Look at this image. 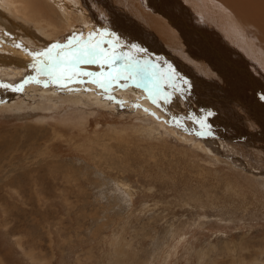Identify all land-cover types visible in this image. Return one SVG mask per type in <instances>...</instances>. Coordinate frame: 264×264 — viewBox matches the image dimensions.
Masks as SVG:
<instances>
[{
  "label": "rangeland",
  "instance_id": "obj_1",
  "mask_svg": "<svg viewBox=\"0 0 264 264\" xmlns=\"http://www.w3.org/2000/svg\"><path fill=\"white\" fill-rule=\"evenodd\" d=\"M80 1L88 15L103 11L112 33L73 31L62 46L99 44L109 59L75 71L104 76L54 82L39 70L43 57L19 60L18 77L0 74V264H264V120L245 102L243 78L217 62L215 73L198 69L197 56L218 54H201L199 33L172 19V3L165 17L147 0ZM184 1L194 11L200 0ZM210 1L264 49L260 5L255 21L229 0ZM55 12L67 13L59 4ZM207 12L222 34L219 10ZM132 28L155 43L131 31L116 40L113 30ZM247 72L264 83L260 67ZM109 74L118 79L107 91L91 82Z\"/></svg>",
  "mask_w": 264,
  "mask_h": 264
},
{
  "label": "bare ground",
  "instance_id": "obj_2",
  "mask_svg": "<svg viewBox=\"0 0 264 264\" xmlns=\"http://www.w3.org/2000/svg\"><path fill=\"white\" fill-rule=\"evenodd\" d=\"M229 1H230L231 10L237 15V17H238V14H242L243 12H245L247 15V12L250 10L252 14L251 19L258 20L257 19L258 16H256L258 13L256 14V11L253 12V10L251 9L252 6L253 5L255 6L256 4L261 6L263 10L262 12L264 13V0H229ZM183 2L185 1L175 0V4H174V0H147L146 7L148 8L147 10L153 15H156L154 11H157L161 15H164L165 17H167L168 15L167 8H169L172 3L173 6L171 9L173 12V17L172 16L171 17L172 19H175V22L179 23V19L181 23L183 22V19H186L192 22L197 32L199 33L197 43L199 47L201 48V51L203 52V53L201 52V54L204 55L206 52H208L210 54V57L212 58H213V52L215 54H218L217 61L213 60L215 58L212 59L214 63L211 62L209 59L204 58V56H197L198 55L197 54L196 56L198 58L196 59L201 64V66L198 67V69L201 68L202 71H204L206 74L215 73L213 69L217 66H214V65H217L218 63L220 66V69L222 67L225 73H227L229 76L230 75L232 76L234 81H240V79L237 76L243 78L242 87H245L242 90L244 91L243 98L245 99V102L248 103L247 105L252 109L251 111H253V113L257 112V114H260V116L264 120V83L259 82L255 80L254 78L253 80L251 78L252 75L249 72H247V67L252 66V65H255L256 67H260L261 69L264 70V58H262V54H260L261 52H264V49L260 52L259 47L256 48V46L252 42V40H256L253 38L255 36L254 33L252 34L250 29L244 30L242 27H245V25H242L240 23V20L238 21V19L236 21V19L234 18L231 12L226 11L223 8H221L222 4L219 7V4L216 5L210 1L212 4L208 6L207 3H209V0H200L198 1V5L194 6L195 8L194 11L193 9H190L188 11L187 6L182 5ZM57 3L60 6H62L63 9H65V11L67 12L66 15L61 16L59 13L55 12V8L56 6H58ZM84 4L86 3L84 2ZM87 7L88 5H83L80 0H50V2L49 0H0V51L3 53V56H6L5 57L6 60H3L2 58H0L1 62L6 65L10 64L11 65L10 67L17 69L16 66L17 64L20 63L19 60L21 59L25 60V59H30V58L40 59L42 57H37L36 54L42 53V51L44 52L51 48L53 49V55H54V53H56L58 50H54L55 48L53 46L57 44L63 45L64 43H66L67 42L66 40L73 36V31L83 32L84 35L86 36L89 35V31H92L93 33H96V34L100 33V32H97L99 30L104 31V33H109V32L112 33V31H110L111 28L109 26L107 27L108 25L106 22L107 18L105 17V15L102 14L103 11L99 13L100 15L98 14L99 16H97L96 14L97 12L95 13L96 16H94V11H90L89 13L91 15L90 16L88 15ZM207 7H209L208 10H207ZM174 8L176 9L173 10ZM212 8L219 10V12H215L217 14L214 13V16L218 18L217 20L218 22H216V25H219L220 28L218 26L216 27L218 28V30L220 29L222 31V34H218L213 24L209 22L208 18L204 14V13H208L207 11H209V9L211 10ZM195 11L198 12V14L202 16V18H198L196 16ZM188 14H189V18H188ZM112 15L115 18H117L118 21L119 20L125 21V18H124L125 16L123 17L121 14L117 12L112 13ZM181 17H182V20H181ZM221 19L224 22V26L221 25ZM263 20H264V16H263ZM30 25H33L35 27V30L30 28ZM180 25L181 24L179 23V26ZM165 27L168 28L167 25H165ZM180 28H181L180 29L181 31L185 30V28L183 27H180ZM130 31L136 34V36H138V34L142 35V37L144 38V43H149L150 40H152L154 43L156 41L151 36H147L145 31L140 32L137 28L122 30L120 32L121 35H119L118 31L113 30V32L117 35L115 36V38L116 40L118 38L117 40L118 42L119 40L121 41L123 39L124 35L127 36V34H130L131 33ZM129 36L132 37V35H129ZM247 36H249V38ZM261 36L262 37L258 41L260 42L261 45H263L264 35L261 33ZM107 38L109 37L107 36ZM7 42H10V46ZM233 42H235L237 46ZM186 44L189 50L192 51V47L191 46L189 47V42L187 40H186ZM209 46L211 47L213 52L211 50L209 52L208 50ZM240 52L241 54L242 53L245 54L244 58L242 55L239 54ZM246 54L249 55L248 56L249 58L246 56ZM161 55L164 57V54H161ZM164 58L168 60L167 57H164ZM171 66H172V62H171ZM1 71L2 73L4 71L5 76L6 77L10 76L11 79L14 74L17 75V77L19 75L18 69L12 72L11 70H6L5 66L0 69V74H1ZM218 75L220 76V74ZM255 81H257L258 85H256ZM238 88L239 87H237V89ZM221 92L230 93L231 91L223 87L221 89ZM133 94L135 97L139 98L138 100L140 101V97H139L140 92H138V94L137 92H134ZM231 96L233 97L235 95L232 94ZM257 99L260 101L261 104H258ZM227 110L228 109H223L221 111L224 113V115L229 116L230 114L226 113Z\"/></svg>",
  "mask_w": 264,
  "mask_h": 264
},
{
  "label": "snow or ice",
  "instance_id": "obj_3",
  "mask_svg": "<svg viewBox=\"0 0 264 264\" xmlns=\"http://www.w3.org/2000/svg\"><path fill=\"white\" fill-rule=\"evenodd\" d=\"M109 35L111 34L109 33ZM53 47L59 50L56 52L55 56H53L52 54L53 49L51 48L46 50L45 52L37 53L36 55L37 57L45 58L44 60L40 61L42 64H44V68L39 70L45 72V74L51 77L54 82H60L62 79L72 80L74 79V77L80 75H85L89 77L104 76V73H92V72L77 73L75 71V66L79 63L93 64V63H100L101 60L107 61L109 59V56L106 53L105 49L103 47H100L99 44L90 45V46L81 44L80 46L75 47V49H73V42L70 40L67 45L62 46L57 44L54 45ZM109 77H110L109 79L103 81L98 78L91 82L99 84L101 88L107 91L108 86L112 83V81L118 79V77H112L111 74H109ZM0 86L8 87V85H0ZM17 90H22V86L20 89ZM153 99L155 100V96H153ZM165 102H171V101L165 98ZM208 115L210 116L212 114L208 113ZM200 134L203 135V133Z\"/></svg>",
  "mask_w": 264,
  "mask_h": 264
}]
</instances>
